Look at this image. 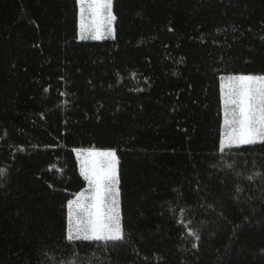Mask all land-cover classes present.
Segmentation results:
<instances>
[{"label":"trees","instance_id":"obj_1","mask_svg":"<svg viewBox=\"0 0 264 264\" xmlns=\"http://www.w3.org/2000/svg\"><path fill=\"white\" fill-rule=\"evenodd\" d=\"M113 10L81 39L78 0H0V264H264V141L220 150L222 80L264 76V0ZM86 147L116 150L123 241L66 239Z\"/></svg>","mask_w":264,"mask_h":264},{"label":"snow or ice","instance_id":"obj_2","mask_svg":"<svg viewBox=\"0 0 264 264\" xmlns=\"http://www.w3.org/2000/svg\"><path fill=\"white\" fill-rule=\"evenodd\" d=\"M80 3L83 4L84 0H80ZM111 7L112 0H90L92 12L99 17L103 10L109 23L116 19ZM83 28L81 24V29ZM97 31H99L98 27ZM226 88L228 97L226 103L231 104L233 108L231 119L225 120L229 129L225 133V146L231 147L233 143L248 145L257 140L264 141V76L239 75L230 79ZM220 150L223 151V148ZM87 156L89 159L84 161L83 171L89 182V191L87 195L81 192L76 200L68 201L69 206L75 209V219L70 220L66 239L70 242L123 241L125 232L116 199L119 192L116 187L118 183L116 152L115 150L89 151ZM6 171L0 168V176ZM254 175L260 176L261 173L257 172ZM253 178V176L247 177L249 180ZM237 191L240 189L237 188ZM109 199H111L110 203ZM180 222L183 223L182 220ZM189 234L196 240L200 239L199 233L191 228ZM76 256L74 249L71 264H77ZM88 264H92L91 260Z\"/></svg>","mask_w":264,"mask_h":264},{"label":"rangeland","instance_id":"obj_3","mask_svg":"<svg viewBox=\"0 0 264 264\" xmlns=\"http://www.w3.org/2000/svg\"><path fill=\"white\" fill-rule=\"evenodd\" d=\"M79 1V35L80 38L81 36H83L84 38L87 39H95V40H101L104 38H110L114 36V29H115V20L111 21V23H109V21L106 18V13L103 12L102 10V14L97 17L93 12L92 9L90 8V0H84V3L81 4L80 0ZM111 12L114 15V10H113V0H112V7H111ZM81 24H83L84 28L83 30L81 29ZM97 27L99 28V31H97ZM97 36H99V38H96ZM82 39V38H81ZM255 77H259L258 75H253ZM236 76H230L227 78H224L222 80V96H223V126H222V140H221V146L220 149L223 148L227 149L229 147L225 146V133L229 130L228 126L225 124V120L227 119H231L232 117V108L233 106L229 103H226L228 97L226 96V85L228 83V81L230 79L235 78ZM256 142H261L260 140H257ZM255 142V143H256ZM237 145H241L238 143H233L231 147L233 146H237ZM106 150H115L113 148H109V149H105V148H90V147H86V148H75V155L76 158L79 161V166H80V170L82 171V174L85 178V174L83 171V165H84V161L88 160V156L87 153L89 151H106ZM116 152V150H115ZM116 158H117V154H116ZM118 165H119V158H117V174H118V183L116 185V187L119 189V185H120V180H119V169H118ZM86 182H87V186L85 187V189H83L81 192H85V194L87 195V192L89 191V182L88 180L85 178ZM79 192V193H81ZM78 193V194H79ZM78 194L75 198L71 199V200H76L78 197ZM120 197H121V191L118 192V195L116 197L117 201H118V207L120 209V213H121V203H120ZM111 202V199H109V203ZM68 205V229L70 227V220H74L75 219V209L74 207H70L69 204ZM71 214V215H70ZM121 223H122V214H121ZM123 227V225H122Z\"/></svg>","mask_w":264,"mask_h":264}]
</instances>
